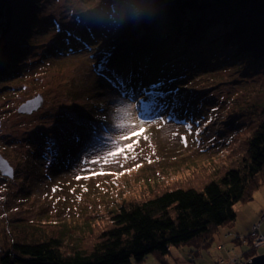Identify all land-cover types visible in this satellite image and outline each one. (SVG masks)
<instances>
[{"label":"rangeland","instance_id":"1","mask_svg":"<svg viewBox=\"0 0 264 264\" xmlns=\"http://www.w3.org/2000/svg\"><path fill=\"white\" fill-rule=\"evenodd\" d=\"M37 2L42 6L40 36L31 56L26 53L18 61L30 71L21 81L0 79V153L13 168L11 179L0 175V254L13 242L60 236L63 251H89L120 205L166 188L201 187L223 170L241 166L245 140L264 105V59L237 54L233 44H218L216 54L194 60L205 69L191 67L186 86L171 97L170 107L182 112V121L167 115L151 119L144 109L139 116L138 104L96 71L102 59L97 53L120 42L113 39L118 30L106 27L91 36V22L118 1ZM137 18L130 16L131 23L125 20L122 26H137ZM55 43L52 52L47 47ZM118 47L125 65L129 48ZM206 47L205 41L200 48ZM116 48L106 51L116 53ZM27 101L30 106L22 108ZM182 101L192 103L189 111L196 113L191 120ZM58 127L64 132L56 135ZM141 128L140 137L132 135ZM130 143L132 151L109 156ZM93 172L116 175L90 176ZM234 210V221L219 226L206 244L171 246L167 255L149 254L139 264H226L245 249L263 254L264 245H253L250 227L260 230L262 224L264 230V181L252 199L236 203ZM225 234L231 236L225 239ZM247 235L250 239L240 244L233 240Z\"/></svg>","mask_w":264,"mask_h":264},{"label":"trees","instance_id":"2","mask_svg":"<svg viewBox=\"0 0 264 264\" xmlns=\"http://www.w3.org/2000/svg\"><path fill=\"white\" fill-rule=\"evenodd\" d=\"M117 1L119 4L109 6L105 16L91 22V36L102 27L108 32L118 30L113 39L120 43L130 36L126 44L129 65L120 63L122 46L116 53H108V47L97 53L102 59L97 58L101 60L96 71L104 72L102 76L127 98L142 99L139 116L144 109L145 117L151 119L167 115L182 121V112L170 107L171 97L179 95L182 81L190 77L188 63L198 68L194 60L216 54L218 44H233L237 54L264 59V0ZM39 9L37 0H0V79L3 66L24 58L26 49L18 43L27 42L31 16L36 17ZM134 15L139 17L137 26L123 27L122 21ZM156 20L169 24L170 28L156 33L167 39L147 41V34L139 43L135 31L141 37L142 29ZM170 29L169 34L166 30ZM216 29L221 31L214 34ZM205 41L210 48L197 49ZM182 64L186 69L181 76L178 68ZM177 82L180 84H173ZM182 102L187 103L183 110L191 113L187 114L191 120L196 113L189 111L192 103ZM255 125L245 140L241 166L223 170L201 187L166 188L120 205L89 251H63L62 236L13 242L0 254V264H139L149 254L167 255L171 246L199 240L206 244L219 226L234 221V205L252 199L264 181V105Z\"/></svg>","mask_w":264,"mask_h":264},{"label":"bare ground","instance_id":"3","mask_svg":"<svg viewBox=\"0 0 264 264\" xmlns=\"http://www.w3.org/2000/svg\"><path fill=\"white\" fill-rule=\"evenodd\" d=\"M47 0H44V2H46ZM42 8V6H40V9ZM39 9V10H40ZM37 11V15L36 16H38L37 18L36 17H33V16H31L32 17V22L28 25V27H29V29H28V31H27V43L25 44L26 46V48L25 47H23V49L25 50L26 49V53L28 54V56L30 57L31 55V52H30V48L32 47V43H36L37 41H38V38H39V36H40V34L37 32V30H38V27H39V24H42V20L40 19V17H41V15H38V13L40 12V11ZM126 23L127 24H130L131 23V21L130 20H127L126 21ZM156 24H165L166 25V28L168 29V28H170L169 27V24L165 21V22H161V21H155V22H153V26H150V25H148L147 27H145V29H146V33H143V32H141V37H140V35L135 31V37H136V39L138 40V42L139 43H142V37L143 36H145V35H150V38H148L147 39V41H149L150 39L151 40H156V39H159V38H163V39H167L165 36H162V35H160V34H156L159 30L157 29V26H156ZM157 29V30H156ZM153 31H155V33L153 32ZM161 31V30H160ZM173 31V30H172ZM171 31V29L170 30H166V32L167 33H171L172 32ZM130 37V36H129ZM129 37H126V38H122L121 39V44L122 45H126L128 42V40H130L131 38H129ZM169 37V39H170V36H168ZM42 38V37H41ZM173 38V37H172ZM175 39V38H174ZM22 43H25L24 41H19V43H18V45L20 46V45H22ZM159 43H160V41H159ZM112 44H114V42L112 43ZM120 43H118L117 45H110L109 47L110 48H116V46H120L121 45ZM201 44L202 43H200L199 45H198V47H197V49H199V50H203L202 48H200V46H201ZM50 51H54L53 49L54 48H57V44L55 43L54 45H51V46H49V47H47ZM26 55V54H25ZM25 55H24V57H25ZM1 57V56H0ZM3 58V57H2ZM207 58V57H206ZM202 59V58H201ZM18 61H20V60H18ZM21 62V61H20ZM19 62V63H20ZM19 63H17V60H15L13 63H11V64H8V65H5V66H3L2 67V75H3V78L5 79V80H10L11 82L13 81V80H16V79H20L19 81H21V80H23V79H26V77H27V75H28V73H29V68L27 69L26 67H24V66H22L21 67V65L19 64ZM7 66V67H6ZM188 66L189 67H193V63H188ZM185 69H186V67L182 64V67L181 66H179V68H178V74H180L181 76L185 73L184 71H185ZM197 69H200V71L201 70H203V69H205V68H203V66L202 65H198V68ZM23 74H26V76H24ZM15 76V77H14ZM16 77H18V78H16ZM190 77H191V75H190ZM101 79H103V80H106V83H108L109 85H110V83L108 82V80L104 77V76H102V77H100ZM186 80H187V78L185 77L184 78V80L182 81V86H186V84H185V82H186ZM179 82H177V83H173L174 85H177ZM111 86V85H110ZM112 87V86H111ZM116 91L118 90L117 88H115V87H113ZM187 89H189V88H187ZM190 90V89H189ZM119 91V90H118ZM119 93L123 96V97H125V98H127L125 95H123L120 91H119ZM190 95H191V97H193V93L192 92H190ZM38 96H40V101L42 100V94L40 93ZM126 100H128V101H134L135 103H139L140 101H137L136 99L135 100H131L130 98H127ZM140 100V99H139ZM142 100V99H141ZM40 101H37V104H39L40 103ZM27 106H29L28 105V101H27V103H25V104H23L22 105V108H27ZM34 106V105H33ZM60 124V122L58 123V125ZM57 127V126H56ZM45 130V129H44ZM61 131H63V129L62 128H60V127H58V128H54V133L56 134V135H59L60 134V132ZM64 132V131H63ZM0 156L8 163V165H10L9 164V161L0 153ZM12 167V166H11ZM1 175V177L2 178H8V179H11L9 176H6V175H2V174H0ZM224 238H227V237H224ZM250 238H249V236L247 235L246 237H240V236H238V237H235L233 240L237 243V244H240V241L241 242H244L245 240H249ZM241 245L242 246H245L244 244H242L241 243ZM247 250H249V249H245L244 251H247ZM244 251H241V252H239L238 254L239 255H241L243 258H245L248 262H251V259L253 258V257H256L257 256V254H255V253H253L252 251H250L249 250V252H248V254H244L243 252ZM226 260V259H225Z\"/></svg>","mask_w":264,"mask_h":264},{"label":"built area","instance_id":"4","mask_svg":"<svg viewBox=\"0 0 264 264\" xmlns=\"http://www.w3.org/2000/svg\"><path fill=\"white\" fill-rule=\"evenodd\" d=\"M264 215V213H262ZM264 220V219H263ZM251 238L253 239V245L255 247L263 246L264 245V236L259 234V229L255 225H251ZM248 262L245 258L241 255L236 254L230 257L226 264H246Z\"/></svg>","mask_w":264,"mask_h":264},{"label":"snow or ice","instance_id":"5","mask_svg":"<svg viewBox=\"0 0 264 264\" xmlns=\"http://www.w3.org/2000/svg\"><path fill=\"white\" fill-rule=\"evenodd\" d=\"M143 132H144V129L141 128L140 131L135 132V133H133L132 135L135 136V137H140L141 134H142ZM146 138H147V137H145V139H146ZM132 150H133V144L130 143V144H128V145L126 146V148H118L115 152H111V153H109V156L115 157V156H117V155H120V154H122V153H125L126 151L130 152V151H132ZM132 158L134 159L135 157H132ZM105 163H107V160L105 161ZM136 167H140V165H136ZM129 171H130V170H129ZM107 174L116 175L115 173H104V172L95 173V172H93V173L90 174V176H94V175H107ZM120 174H123V173H120ZM90 176H84V177L76 176L75 178H76L77 180L82 179V178H83V179H88V178H90Z\"/></svg>","mask_w":264,"mask_h":264},{"label":"water","instance_id":"6","mask_svg":"<svg viewBox=\"0 0 264 264\" xmlns=\"http://www.w3.org/2000/svg\"><path fill=\"white\" fill-rule=\"evenodd\" d=\"M0 174L9 176L10 178L13 177V168L10 165H8V163L1 156H0ZM246 264H264V253L257 255L256 257H253L251 259V262H246Z\"/></svg>","mask_w":264,"mask_h":264},{"label":"crops","instance_id":"7","mask_svg":"<svg viewBox=\"0 0 264 264\" xmlns=\"http://www.w3.org/2000/svg\"><path fill=\"white\" fill-rule=\"evenodd\" d=\"M258 217H259V215H258ZM256 222H258V220L256 221ZM256 222H254V223H256ZM253 224V223H252ZM262 234H264V230H262V224H261V226H260V230H259ZM231 235L230 234H225L224 235V237H227V238H229ZM227 238H225V239H227ZM221 251H223V249H221Z\"/></svg>","mask_w":264,"mask_h":264}]
</instances>
